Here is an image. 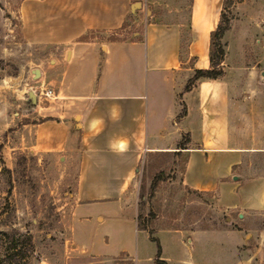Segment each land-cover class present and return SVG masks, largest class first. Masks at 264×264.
Instances as JSON below:
<instances>
[{
    "label": "crops",
    "instance_id": "crops-1",
    "mask_svg": "<svg viewBox=\"0 0 264 264\" xmlns=\"http://www.w3.org/2000/svg\"><path fill=\"white\" fill-rule=\"evenodd\" d=\"M146 3L18 1L19 38L53 52L46 67L34 68L39 76L31 82L58 94L52 105L36 107L45 110L43 119L25 125L31 133L26 148L58 161L73 178L69 196L86 228H96V221L120 224L141 159L148 152H174L165 151L171 147L185 152L183 186L212 192L219 207L241 216L264 214V177L242 178L235 171L243 150L229 139L226 81L200 79L184 91L191 71L209 66V33L223 0L189 1L182 55L181 24L151 20ZM121 32L132 36L107 38ZM182 132L190 140L183 149L177 148Z\"/></svg>",
    "mask_w": 264,
    "mask_h": 264
},
{
    "label": "rangeland",
    "instance_id": "rangeland-1",
    "mask_svg": "<svg viewBox=\"0 0 264 264\" xmlns=\"http://www.w3.org/2000/svg\"><path fill=\"white\" fill-rule=\"evenodd\" d=\"M18 1L0 0V264H264V214L241 216L219 207L212 192L183 186L184 150L145 153L126 196L124 220L85 227L69 196L73 178L61 163L29 153L25 145L27 126L45 113L36 107L53 104L42 97L31 102L29 87L42 83L31 82L32 69L46 67L53 52L19 38ZM189 1L145 4L151 20L181 24V55ZM226 5L219 79L228 85L230 143L243 150L235 171L242 178L264 177V0ZM181 103L179 116L185 111ZM180 136L186 144L188 134ZM150 237L158 242V258Z\"/></svg>",
    "mask_w": 264,
    "mask_h": 264
},
{
    "label": "trees",
    "instance_id": "trees-1",
    "mask_svg": "<svg viewBox=\"0 0 264 264\" xmlns=\"http://www.w3.org/2000/svg\"><path fill=\"white\" fill-rule=\"evenodd\" d=\"M226 7H227L226 0H223V6L219 14L218 22L215 28L209 33V44H208V51H207V58L209 62L208 68L194 69L192 71L191 76L187 79L184 85V91H187L193 85V83H195L196 81L200 79L214 80L221 76L220 63L222 61L223 54H224L223 43L221 42V39H222L224 32L228 29V23H229L228 16L224 12V9H226ZM178 145L179 147L177 148H181V149L185 148V147H182L183 145L182 142L179 143ZM174 152H179V151H174ZM137 228L141 230H146L145 225H141V226L137 225ZM150 240H152L155 243V248H156L155 254H156V257L158 258V253L160 250L158 242L156 241L155 238L150 237ZM156 260L158 261L159 259H156Z\"/></svg>",
    "mask_w": 264,
    "mask_h": 264
},
{
    "label": "built area",
    "instance_id": "built-area-1",
    "mask_svg": "<svg viewBox=\"0 0 264 264\" xmlns=\"http://www.w3.org/2000/svg\"><path fill=\"white\" fill-rule=\"evenodd\" d=\"M29 92H31L34 98L42 97L44 100L53 102L58 99V94L50 86H43L42 83L38 87L30 86Z\"/></svg>",
    "mask_w": 264,
    "mask_h": 264
},
{
    "label": "water",
    "instance_id": "water-1",
    "mask_svg": "<svg viewBox=\"0 0 264 264\" xmlns=\"http://www.w3.org/2000/svg\"><path fill=\"white\" fill-rule=\"evenodd\" d=\"M131 8L132 9H134V8H139V3H133V5L131 6ZM32 74H33V79H37L38 78V76H39V71H38V69H33V71H32ZM29 97H30V99H31V102L32 103H34V96H33V94L31 93V92H29Z\"/></svg>",
    "mask_w": 264,
    "mask_h": 264
}]
</instances>
